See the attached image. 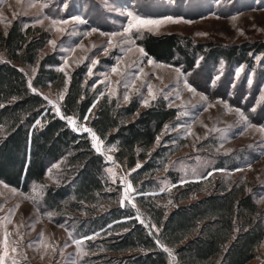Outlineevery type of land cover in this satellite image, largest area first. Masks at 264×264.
Segmentation results:
<instances>
[{
	"label": "rangeland",
	"instance_id": "1",
	"mask_svg": "<svg viewBox=\"0 0 264 264\" xmlns=\"http://www.w3.org/2000/svg\"><path fill=\"white\" fill-rule=\"evenodd\" d=\"M129 11L145 19L173 17L178 22H165L151 30L134 29L129 38L124 32L130 20ZM14 20L24 27L33 25L47 31L49 39L39 57L56 52L61 61L58 68H63L67 79L76 67L83 64L86 80L94 87H100L98 98L105 94L115 98L120 105L136 99L140 110L162 100L168 107L178 110L174 121L167 123L168 129L164 128L159 135L160 142L156 141L150 149V152L154 151L164 139L163 147L174 151L167 166L177 177L176 184L166 176L156 182V192L138 193L130 180V174L137 167L123 169L115 160L114 146L104 142L101 146L102 154H99L108 163L105 174L110 183L121 187L120 204L123 201V206L131 207L136 217L139 215L144 221L148 218L145 209L136 201L137 197L166 193L163 198L153 200L157 206L166 207L167 213L176 195L175 187L198 182L196 189L200 193H191L182 204L217 188L237 184L252 194L264 218V58L255 57L252 65L232 67L221 63L212 68L209 79L203 70L186 72L181 65L144 55L138 44L145 34L165 33L224 46L264 42V0H0L1 32L7 33ZM52 20H67L68 23L53 25ZM57 28L63 31H57ZM52 40L56 42L55 46L49 43ZM2 60L5 55L0 51ZM113 67H118L119 71L114 73ZM20 68L27 80L33 79L36 67ZM184 80L196 89L195 93L185 87ZM148 85L152 86L156 99L149 95ZM65 92L66 86L37 88V93L57 102L59 108L62 102L59 96L63 93L64 97ZM205 96L207 100L202 99ZM48 106L56 113L52 105ZM236 109L243 112L246 121ZM76 123L80 128L77 132H85L86 120H76ZM86 133L92 145L91 135ZM63 164L60 161L50 164L44 182L31 184L26 192L0 180V254L7 228L10 232L8 264L13 257L17 264H109L108 259L113 254L104 251V245L100 243L104 236L99 235L100 231L86 235L92 239L83 240L79 247L76 245L75 240L85 237L82 233L87 229L86 222H82L83 212L63 206L56 213L44 202L46 186L57 187L67 178ZM210 171L212 175L209 176ZM164 175L163 172L156 177ZM120 176H123L124 183L119 180ZM128 182L133 191L125 199L124 188ZM6 217L12 220V224L6 223ZM17 232L23 239L17 236ZM41 234L43 244L38 243ZM45 244L51 247L45 248ZM17 245L20 254L11 253V248ZM257 250L264 253V241Z\"/></svg>",
	"mask_w": 264,
	"mask_h": 264
},
{
	"label": "trees",
	"instance_id": "2",
	"mask_svg": "<svg viewBox=\"0 0 264 264\" xmlns=\"http://www.w3.org/2000/svg\"><path fill=\"white\" fill-rule=\"evenodd\" d=\"M48 39L47 31L33 25L24 27L18 20L7 33L0 30V51L5 55L0 61V180L26 192L31 184L44 182L50 164L63 162L69 177L57 187L46 186L44 202L56 213L63 206L83 212L87 229L82 235L100 231L104 251L113 254L109 264H248L255 259L257 247L264 241V218L242 185L217 188L186 204L182 202L191 193H200L196 189L199 183L177 185L167 213L166 207L153 200L166 193L137 197L148 215L145 222L157 225L158 234L141 224L131 207L120 204L121 187L109 182L105 158L94 150L86 132L74 131L60 115L86 120L106 145L114 146L115 160L123 169L140 163L130 180L138 193L145 194L156 192V182L166 176L172 184L178 183L167 166L174 151L163 147L164 139L150 152L178 110L162 100L140 110L136 99L120 105L105 94L98 98L100 87L86 80L83 64L67 79L58 68L61 61L56 52L39 57ZM138 44L155 60L181 65L186 72L203 70L209 79L212 68L221 63L252 65L255 57L264 58L262 41L224 46L165 33L145 34ZM25 66L36 67L32 79L36 89L66 86L60 115L28 87L20 68ZM163 172L164 176L156 177ZM157 235L172 257L156 244Z\"/></svg>",
	"mask_w": 264,
	"mask_h": 264
},
{
	"label": "snow or ice",
	"instance_id": "3",
	"mask_svg": "<svg viewBox=\"0 0 264 264\" xmlns=\"http://www.w3.org/2000/svg\"><path fill=\"white\" fill-rule=\"evenodd\" d=\"M44 7H46V5H44ZM127 15H128V17H130V20H129V23H128L127 27L124 29V32L129 34V38H131V34H132L134 29L137 30V31H139L141 29L151 30L153 27H158L162 23H165V22H169V21L170 22H178V21H174L173 17H166L164 20L145 19V18H142L139 15L134 14L131 11H129L127 13ZM72 19L76 20L77 18L76 17H72ZM67 23H68L67 20H59V21L52 20V24L53 25H56V24H67ZM56 30L57 31H63V29H60V28H57ZM93 31H95V29H93ZM111 35L115 36L116 33H112ZM49 43L52 44L53 46H55L56 42L54 40H52V41H49ZM108 43L111 45V41H109ZM105 51H107V49H105ZM139 51L142 54L147 55L142 47L139 49ZM93 63H96V61H94ZM149 63H152V61L149 60ZM60 70L63 71V68H61ZM21 71H23V69H21ZM112 71L115 73V72H118L119 69H118V67H113ZM176 71H177L178 74L183 75L182 73H180L179 69H176ZM89 72H91V69H89ZM249 83H251V81H249ZM184 85H185L186 88H188L189 91H191L193 93L196 92V89L187 80H184ZM28 87L31 89V91L33 93H37V89L35 87H33V85H32L31 78L28 80ZM147 87H148L149 95L152 97V99H156V96H155V94L152 91V86L148 85ZM177 96H178V94H177ZM43 98H44V100H46L48 102V104L52 105V107L56 111V113L58 115H60V108L58 107L57 102L49 99L47 96H44ZM63 98H64L63 97V93H61L60 96H59V99L63 100ZM125 99H128V97L125 96ZM202 99L207 100V97L206 96L202 97ZM221 102H223V101H221ZM144 104L147 105L148 101L145 100ZM2 106L3 105H0V107H2ZM205 110H207V109H205ZM236 111L239 113V115L241 116L242 119H244L245 121L247 120V117L244 116L243 112H241L239 109H236ZM60 118L61 119H65L67 121V123L72 127V129L74 131L80 130L79 125H77L76 120L73 118V116L60 115ZM36 124H40V121L37 120ZM164 127H165V130H167L169 126L165 125ZM205 127H207V126L205 125ZM83 131L88 132L91 135L93 148L96 150L97 153H101L102 154L101 146L103 144V141L97 136V134L91 128L85 127V128H83ZM213 131H220V129H213ZM160 139H161L160 136L156 137L157 143L160 142ZM108 159L111 160L112 158L108 157ZM136 167L139 168V167H141V165L139 163H137ZM249 167H250V165H249ZM237 170L239 171V169H237ZM109 171H111V169H109ZM212 171H224V170L223 169H213ZM207 174L210 176V175H212V172L210 171ZM121 182L124 183V181H121ZM181 182L183 183V181H181ZM163 190L164 189H161V191H163ZM131 191H133V188H132L131 183L128 182L126 187L124 188L125 199H127L128 193L131 192ZM129 203H131V201H129ZM169 203H171V201ZM121 204L123 206V201H121ZM132 206L136 207L135 204H133ZM17 207H18V205H17ZM49 215H51V213H49ZM5 219H6V223L7 224H12V220L11 219H9L7 217ZM137 219L139 220V222L141 224H144V226L146 228L155 229L156 233L157 234L159 233V228L157 227V225H155V224H145V221L143 219H141L139 217V215L137 216ZM149 234L152 235L153 233L150 232ZM9 235H10V232L7 230V228H5V231H4V234H3V252H2V254H0V264H8V258H9V255H10V252H9V239H8ZM17 236H19L20 239H23L22 234H20L19 232H17ZM42 236H43V234H41V239H40V241H38V243H42L43 244ZM88 239H92V237L85 236L82 239L75 240V243L79 247L82 244L83 240H88ZM155 242H156V244L159 247H161L163 249L164 252H166L168 254L169 257L173 256V253L171 252V250L161 241V239L158 237V235H157V238H156ZM44 247L45 248H50L51 245L50 244H45ZM11 253L20 254L18 245L11 248ZM24 259L25 260L28 259L27 255H24ZM11 264H17V260H16L15 257L12 258Z\"/></svg>",
	"mask_w": 264,
	"mask_h": 264
},
{
	"label": "crops",
	"instance_id": "4",
	"mask_svg": "<svg viewBox=\"0 0 264 264\" xmlns=\"http://www.w3.org/2000/svg\"><path fill=\"white\" fill-rule=\"evenodd\" d=\"M152 192H154V191H152ZM147 193H151V191L147 192ZM248 264H264V253H261L260 250L259 251L257 250V257L255 259H253L252 261H250Z\"/></svg>",
	"mask_w": 264,
	"mask_h": 264
},
{
	"label": "built area",
	"instance_id": "5",
	"mask_svg": "<svg viewBox=\"0 0 264 264\" xmlns=\"http://www.w3.org/2000/svg\"><path fill=\"white\" fill-rule=\"evenodd\" d=\"M119 180H120V181H124L123 176H120V177H119Z\"/></svg>",
	"mask_w": 264,
	"mask_h": 264
}]
</instances>
